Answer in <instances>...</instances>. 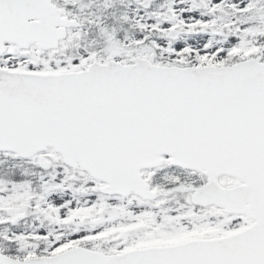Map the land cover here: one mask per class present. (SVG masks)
<instances>
[{
	"label": "snow or ice",
	"instance_id": "1",
	"mask_svg": "<svg viewBox=\"0 0 264 264\" xmlns=\"http://www.w3.org/2000/svg\"><path fill=\"white\" fill-rule=\"evenodd\" d=\"M0 264H264V0H0Z\"/></svg>",
	"mask_w": 264,
	"mask_h": 264
}]
</instances>
